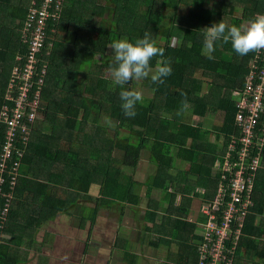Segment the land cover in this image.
<instances>
[{"label":"trees","instance_id":"16d2710c","mask_svg":"<svg viewBox=\"0 0 264 264\" xmlns=\"http://www.w3.org/2000/svg\"><path fill=\"white\" fill-rule=\"evenodd\" d=\"M99 1L64 0L57 30L47 32L46 46L50 54L41 56V64L48 65V75L36 120L38 127L35 124L33 131L40 142L34 144L33 151L28 149L29 154L27 152L21 161L14 190L6 186V193L12 196V208L4 229L0 228V249L6 242L13 206L21 196L28 198L21 189L22 176L42 179V183L47 185L48 175L52 174L50 159L54 157L56 161L57 153L67 160L77 157L80 163L73 170L87 176L98 175L101 180L96 184L102 187L103 198L136 205L135 199H126L121 193L117 177L123 175L124 170L137 167L141 151L151 142L154 157L158 159L162 158L157 154L159 149L171 156V147L175 146L179 148L176 156L189 165L185 180L190 183L189 178L194 177V184L197 189H202V193L188 188L182 193L181 205L176 206L178 186L172 187L175 194L162 190L170 203L167 214L173 215L174 224L189 225L186 217L192 214L191 195L204 200L202 206L214 199L210 192L216 190L221 175L217 165L226 163L235 134L237 109L232 94L242 86L244 88L251 67L259 61L258 53L240 56L232 49L231 43L222 41L216 42L213 58H207L203 54L204 28L221 20L229 26L246 25L257 13L264 14V0ZM31 5L32 0H0V113L5 105L14 104L7 98L11 87L13 95L17 96V80H14L13 72L15 67L24 65L27 56L22 32ZM88 12L105 14L96 18L89 17ZM145 33L164 49L163 57L152 59L151 68L154 70L158 61L169 60L172 71L164 78L163 84H154L150 75L125 86L143 95V101L136 105L135 117H127L121 108L119 93L122 89L113 84L108 71L113 64L108 45L125 37L134 42L143 38ZM209 88L213 89L205 93ZM219 92L223 93L222 100ZM215 112H222L225 119L217 135L222 145L220 155L217 150H211L213 145L207 140V136H212L209 130L203 129L201 133V128L187 123L178 124L174 120L167 122L166 117L187 113L203 120ZM101 114L108 115L114 126L100 127L97 122ZM168 128L171 131H167ZM118 129L122 137L113 135ZM3 139L4 128L0 125V148ZM91 142L95 144L94 154L90 151ZM188 142H192L189 149L186 148ZM82 152L92 156L88 167L81 162L79 155ZM32 164L37 169H29ZM165 164L162 162L159 166V177L168 171ZM92 182L89 179L88 186L81 192L88 194ZM170 184L172 181L165 183ZM79 185L82 186L81 183ZM41 196L45 201L41 202L40 208L52 212L46 191ZM254 202L256 206L247 221L236 255L229 258L232 264H264V169L255 180ZM55 204L52 202L51 206L55 207ZM178 235L176 230L174 237L178 239ZM180 240L185 241L183 237ZM203 240L201 227L200 235L196 234L191 241V244L193 241L196 244L195 264L199 262L198 250ZM176 260L190 264L187 254L178 255Z\"/></svg>","mask_w":264,"mask_h":264},{"label":"crops","instance_id":"0c3cea01","mask_svg":"<svg viewBox=\"0 0 264 264\" xmlns=\"http://www.w3.org/2000/svg\"><path fill=\"white\" fill-rule=\"evenodd\" d=\"M89 13H86L89 17L96 18L105 14ZM212 89L209 88L205 93ZM219 99H223L222 92H219ZM232 99L235 102L233 94ZM92 116L95 117L94 114ZM105 118L109 119V116L101 114L98 117L97 123L102 128L108 127ZM193 119L194 122L190 124L195 127L199 118ZM205 119H215L223 125L225 121L222 112L211 113ZM221 127L209 130L212 133L209 140L213 145L211 150H217L218 155L222 154V145L217 136ZM118 134L122 137L119 129L117 136ZM35 136L36 133L33 132L30 151L34 150V144L40 142ZM91 143L90 151L94 154L95 144ZM56 148L55 146V152ZM186 148L189 149L187 144ZM178 151L179 148H174V155L168 156L176 157V161H179L177 166L170 165L171 160L166 158H156L160 163L153 162L154 146L150 145L141 151L138 165L134 170H124L123 175L117 177L118 186L122 187L121 193L126 199H135L136 205L103 198L102 187L96 184L101 180L98 175H92L94 180L88 188V194H84L81 191L88 186V176L84 172L73 170L80 161L76 156L67 160L57 153L56 161L54 157L53 160L50 159L52 174L48 175L47 185L42 183V179L22 176L24 178L21 189L27 193L28 198L23 197L25 199L23 200L21 196V203L19 201L13 206L6 242L0 249V264H181L176 257L185 254L188 255L190 264H195L196 244L195 241L191 244V241L196 234L201 233L200 224L205 218L199 214V210L204 200L199 198L195 213L190 207L192 214L189 217L192 219L187 220L186 217L189 224L187 226L168 224L165 221L164 216L167 214L169 202L165 201L161 207L153 204L160 201L162 194H165L162 190L175 194L173 186H178L176 206L181 205L184 190L189 188L202 193V189L196 188L194 177L189 178L190 183L185 180V172L188 170L185 168H189V165L176 156ZM79 157L88 167L92 156L82 152ZM162 162L166 163L168 171L159 177V166ZM29 169L37 168L32 164ZM178 180L184 181V184L179 185ZM171 181L172 184L165 185ZM43 191H46L50 199L48 207L53 210L52 212L50 209L47 211L40 208L41 202L45 201L41 196ZM190 198L195 196L191 195ZM52 202L56 203L55 207L51 206ZM172 225V234L168 236ZM176 230L179 233L178 239L174 237ZM181 237L185 241L180 240ZM123 246H128L129 249L125 250ZM185 246L187 248H184ZM183 259L186 263L187 257Z\"/></svg>","mask_w":264,"mask_h":264},{"label":"built area","instance_id":"2783aa9c","mask_svg":"<svg viewBox=\"0 0 264 264\" xmlns=\"http://www.w3.org/2000/svg\"><path fill=\"white\" fill-rule=\"evenodd\" d=\"M38 2V3H37ZM64 0H32L22 32L27 56L22 67L14 69L17 96L12 87L7 95L13 105L0 113L4 139L0 148V228L9 219L12 196L19 179L20 164L27 155L38 118L48 65V31L55 32L61 19ZM22 60V58H18ZM242 90L235 91L237 118L235 134L226 163H218L220 180L212 202L201 207L204 215L203 242L199 246L198 264H232L247 221L255 208V180L264 169V50L258 53ZM34 88V90H33ZM236 154V155H233ZM2 240L0 238V246Z\"/></svg>","mask_w":264,"mask_h":264},{"label":"clouds","instance_id":"9594fccd","mask_svg":"<svg viewBox=\"0 0 264 264\" xmlns=\"http://www.w3.org/2000/svg\"><path fill=\"white\" fill-rule=\"evenodd\" d=\"M203 54L212 59L216 42L231 43L232 49L240 56L259 53L264 50V14L257 13L246 25L229 26L223 20L204 28ZM113 56V64L108 69L112 82L119 86L121 108L127 117H135L136 105L143 101V95L134 88H125L132 82H139L151 74L154 84H163L164 78L171 75V62L161 60L157 62L155 71L150 62L156 56L163 57L164 49L158 47L157 42L148 33L143 38L130 42L128 38L115 39L109 45ZM105 124L114 126V122L105 118Z\"/></svg>","mask_w":264,"mask_h":264},{"label":"rangeland","instance_id":"374dc122","mask_svg":"<svg viewBox=\"0 0 264 264\" xmlns=\"http://www.w3.org/2000/svg\"><path fill=\"white\" fill-rule=\"evenodd\" d=\"M99 2H104V0H100ZM114 8V7H113ZM93 14L95 13V12H92ZM153 71H155V69L153 70ZM151 75V74H150ZM207 81H209V83H211V81L210 80H207ZM216 84V83H215ZM215 84H214V86H213V88L215 87ZM219 84V83H218ZM207 86H209V85H207ZM204 87H206V85L204 86ZM203 87V88H204ZM137 89H140V85H137ZM161 117V116H160ZM167 118H168V120H167V122H172V120H174V121H176L178 124H182V123H187V124H190L191 122H194V119H193V117H195V116H193L192 117V115L191 114H180V115H178V114H175L174 116H166ZM163 121H166L165 119L163 120ZM203 123H204V128H203ZM203 123H202V120L201 119H199V121L198 122H196V128H201L202 129V132L201 133H203V129H208V130H212L214 127H221L222 125H223V123H221L220 121H218V122H216L215 121V119H203ZM208 124V125H207ZM174 129V128H173ZM167 131H171L169 128L167 129ZM166 131V132H167ZM117 131L116 132H113V135L114 136H117ZM207 140H211V136L209 135V136H207ZM150 145H153V142H151L150 143ZM149 145V146H150ZM187 146H190V142H188L187 143ZM146 148H148V146L146 147ZM174 148H175V146H172L171 147V149H172V151H171V156L172 155H174ZM169 149V148H168ZM157 154H159V155H161L162 156V158H166L167 160H171L170 162H169V164L170 165H175V166H177V164L179 163V161H176V157L175 156H173V157H167L168 155L167 154H164L163 153V150L162 149H159L158 150V152H157ZM170 156V155H169ZM152 160H153V162H156V158L154 157V153H153V156H152ZM174 161H176V162H174ZM138 165V164H137ZM188 168L186 167L185 168V170H187ZM129 171H132V170H129ZM88 179H90L91 181H93L94 180V176H92V175H90V176H88ZM178 184L179 185H182V184H184V181H182V180H178ZM216 191V190H215ZM215 191H212V192H210V196H213L214 197V195H215ZM161 198V200L160 201H158L157 203L156 202H154L153 204H154V206L155 205H157V207H161V206H163V204H164V202L165 201H167L168 202V198L166 197V195L165 194H162V196L160 197ZM190 199H192V205L190 206L191 207V209H192V211L195 213L196 212V210H197V206H198V201L200 200L199 198H190ZM186 200V199H185ZM184 200V201H185ZM183 201V198H181V202ZM168 204H170V203H168ZM177 206H179V205H177ZM199 214H201L200 213V210H199ZM165 221L169 224H173L174 225V221H175V219H174V217H173V215L172 214H167L166 216H165ZM189 219H192L191 217H188L187 218V220H189ZM173 225H172V227H171V229H170V233H169V235L168 236H170L171 234H172V229H173ZM123 248L126 250H128L129 249V247L128 246H123Z\"/></svg>","mask_w":264,"mask_h":264}]
</instances>
